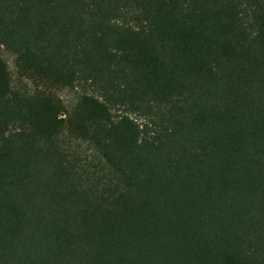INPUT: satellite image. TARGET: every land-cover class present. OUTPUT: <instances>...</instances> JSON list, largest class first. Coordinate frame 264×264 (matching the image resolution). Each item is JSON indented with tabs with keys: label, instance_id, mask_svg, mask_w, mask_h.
<instances>
[{
	"label": "trees",
	"instance_id": "16d2710c",
	"mask_svg": "<svg viewBox=\"0 0 264 264\" xmlns=\"http://www.w3.org/2000/svg\"><path fill=\"white\" fill-rule=\"evenodd\" d=\"M0 264H264V0H0Z\"/></svg>",
	"mask_w": 264,
	"mask_h": 264
}]
</instances>
